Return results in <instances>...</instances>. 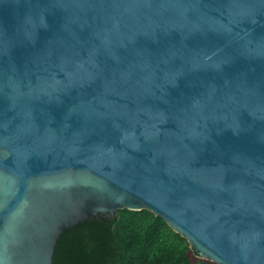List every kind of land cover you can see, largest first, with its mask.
<instances>
[{"label": "water", "instance_id": "1", "mask_svg": "<svg viewBox=\"0 0 264 264\" xmlns=\"http://www.w3.org/2000/svg\"><path fill=\"white\" fill-rule=\"evenodd\" d=\"M124 209L264 264V0H0V264Z\"/></svg>", "mask_w": 264, "mask_h": 264}, {"label": "trees", "instance_id": "2", "mask_svg": "<svg viewBox=\"0 0 264 264\" xmlns=\"http://www.w3.org/2000/svg\"><path fill=\"white\" fill-rule=\"evenodd\" d=\"M54 264H215L148 210H120L64 230Z\"/></svg>", "mask_w": 264, "mask_h": 264}]
</instances>
